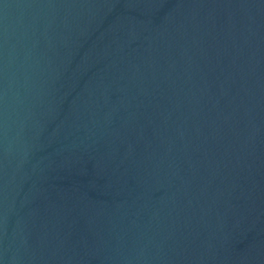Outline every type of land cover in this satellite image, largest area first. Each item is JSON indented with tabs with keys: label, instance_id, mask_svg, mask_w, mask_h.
Wrapping results in <instances>:
<instances>
[{
	"label": "water",
	"instance_id": "water-1",
	"mask_svg": "<svg viewBox=\"0 0 264 264\" xmlns=\"http://www.w3.org/2000/svg\"><path fill=\"white\" fill-rule=\"evenodd\" d=\"M0 264H264V0H0Z\"/></svg>",
	"mask_w": 264,
	"mask_h": 264
}]
</instances>
